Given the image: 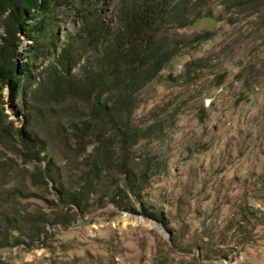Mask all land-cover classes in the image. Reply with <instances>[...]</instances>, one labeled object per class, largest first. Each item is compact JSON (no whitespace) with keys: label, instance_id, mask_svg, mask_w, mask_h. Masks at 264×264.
I'll return each instance as SVG.
<instances>
[{"label":"rangeland","instance_id":"rangeland-1","mask_svg":"<svg viewBox=\"0 0 264 264\" xmlns=\"http://www.w3.org/2000/svg\"><path fill=\"white\" fill-rule=\"evenodd\" d=\"M132 1L56 0L41 45L19 32L15 63L42 55L16 97L3 90L0 264H264V0H171L212 15L157 32L147 62L98 92L100 113V76L83 67L105 68V45L83 21L117 27ZM66 47L82 79L72 88L51 78ZM44 156L81 207L61 200Z\"/></svg>","mask_w":264,"mask_h":264},{"label":"trees","instance_id":"trees-1","mask_svg":"<svg viewBox=\"0 0 264 264\" xmlns=\"http://www.w3.org/2000/svg\"><path fill=\"white\" fill-rule=\"evenodd\" d=\"M203 0H199L201 3ZM5 5L6 19L5 23V35L0 43V140L6 139L8 134V128L12 125L9 121V115L5 112L2 102L3 90L7 86L10 89L11 96L16 97L19 94L20 82L22 75H29L30 61L33 58H38L42 55V49L37 47L34 49L33 55L29 57L20 66L15 63V57L19 55L18 46L21 38L20 33H26L31 37L35 43L41 45L42 36L45 29V24L49 18L51 7L56 6V0H0V5ZM171 4V0H135L127 6L121 8L119 13L121 14L117 20V27L112 25V22H105L102 17H98L96 14L91 18H87L83 21V31L88 34L89 44L93 46L95 44H104L103 55L99 59V65L107 63L105 68L100 67L98 70L95 66L86 63L84 65L83 78H89L95 71H98L100 77L92 79L90 84H94L96 89L93 90L95 94L98 110L101 113L103 104L98 101L99 91H103L109 88L117 86L120 82V78L129 65L131 68L138 69L141 65L147 62V59L152 56L153 48H155V36L156 33L163 28L168 27L170 22L176 23L177 28H181L189 23L203 17H211V13L198 11L192 16L187 14V5L181 7L178 12ZM176 9V10H175ZM181 14V18H178V23L173 21L174 16ZM33 20L34 22H29ZM167 23V24H166ZM114 41V42H113ZM111 43V45H110ZM27 52H30L27 50ZM29 54V53H28ZM72 50L70 47L63 49L61 53L56 57L54 61V70L52 72V79H61L62 82L67 83L72 88L74 85L82 81L81 77H74L72 71ZM30 55V54H29ZM98 61V59H97ZM100 71H102L100 73ZM101 83V84H100ZM103 93V92H102ZM112 95V94H110ZM109 95V96H110ZM114 96L108 97V99ZM129 105L130 100H120L119 106L123 103ZM25 107L22 108L24 110ZM27 109V108H26ZM110 107H104L103 111L106 114L111 113ZM99 114V113H97ZM101 115V114H100ZM122 126V125H121ZM125 128V127H124ZM130 124L125 129H122V142L126 144L129 140ZM138 132L135 130V135ZM31 133L24 132V138L26 136L27 146H32L29 141H36L31 136ZM41 147V146H40ZM47 159V167L45 168V177H49L54 182H59L56 186L58 192L61 195V200L64 197H68L72 202H76L81 207V198L73 193L70 189L65 188L61 180L59 179V171L56 173L54 163L51 158L44 156ZM53 166V167H52ZM127 172H129L127 170ZM133 174V172H131ZM130 178V172L129 177ZM86 186V185H85ZM132 188V187H131ZM65 201V200H64ZM1 246H5L0 244Z\"/></svg>","mask_w":264,"mask_h":264}]
</instances>
